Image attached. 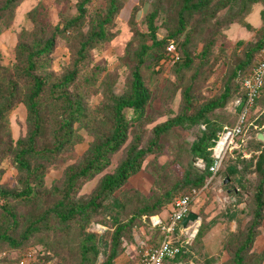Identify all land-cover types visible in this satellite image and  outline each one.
<instances>
[{"label":"trees","instance_id":"obj_1","mask_svg":"<svg viewBox=\"0 0 264 264\" xmlns=\"http://www.w3.org/2000/svg\"><path fill=\"white\" fill-rule=\"evenodd\" d=\"M19 1L0 2V20L5 17L6 26L13 20ZM92 1L78 0L77 13L62 16L55 25L46 19L45 7L37 5L27 13L33 26L19 34L15 62L12 65L0 62V199L5 200L0 215V243L20 248L34 234L45 233L58 240L55 245L49 246L52 251L46 255L45 260L58 257L64 263L69 260L66 255L68 253L70 258L77 257V264H115L116 259L124 252V242L133 240L134 229L148 222L158 230L159 240L153 247L158 246L165 237L162 225L168 222L165 219L170 204L178 196L190 194L193 189L204 191L210 183L208 178L216 177L223 169L221 167L215 175L210 172L209 167L213 162L210 148L216 142L217 133L225 125L234 126L237 123L239 106L236 107V119L233 123H217L218 116L215 112L225 108L237 94L236 99L244 98L243 79L251 73L257 64L258 54L264 48V27L257 32L256 41L243 44L244 56L224 83L220 95L211 101H201L198 84L212 75L209 68L205 71L212 42L209 41L199 55H194L189 30L197 16L212 9L214 0H153L151 9L146 14L148 31L141 35L140 46L135 52L137 64L130 87L120 95L108 93L109 102L102 108L92 110L86 105L83 95H77L69 88L81 72L84 73L86 86L94 83L93 75L96 71H87L91 77L85 73L90 52L115 38L112 24L122 9L120 0H107L106 7L90 11ZM260 1L222 0L220 5L226 7L237 4L242 11H248ZM138 9L139 7L135 9L134 14ZM161 12L165 14L163 25L167 30L162 38L158 36L157 25ZM59 39L64 40L71 52L72 67L58 82L52 83L45 70L51 64ZM170 44L176 45L179 55V59L173 64L178 63L180 68L188 70L193 68L194 74L182 91L180 113L156 126L154 138L148 146L141 147V133L133 129V123L143 118L150 98L143 66L149 58L153 61L151 63L157 65L161 60H171L168 51ZM111 83L112 81L108 83V88ZM20 103L28 110V133L15 141L8 115ZM263 108L264 86L246 123L255 121L261 127L264 124V117L260 115ZM130 111L133 112L131 117L128 116ZM197 124H204L206 130L191 144L188 153L192 158L186 165L180 153L183 147H179L173 164L184 165L185 171L181 178L177 177L170 163L160 164L157 160L158 152L165 148L162 138L173 128ZM77 125L90 133L94 140L81 161L66 168L64 183L48 187L45 176L50 163L65 153L73 152L75 146L83 141ZM252 129L249 134L254 130ZM132 130L135 137L126 157L113 173L102 177L89 198L81 197L79 194L83 186L103 172L110 163L111 155L125 145ZM256 132L250 134L241 150H235L238 153H242V150L251 153L249 159H241L239 174L236 168L228 170L229 174L238 179V188L232 192L235 195L233 206L246 201L242 212L250 207L252 219L245 229H238L227 240L225 247L231 258L226 264L264 262V251L257 253L253 250L264 220V141L258 138ZM151 155L154 158L145 164L147 157ZM7 159L18 170V185L12 189L1 183L5 172L2 164ZM198 160H202V167L197 165ZM143 168L155 178L150 195H144L137 188H129L120 199L115 198V193L123 189L129 179ZM250 172L255 173L253 181L248 177L247 173ZM231 181L229 176L224 179L225 184ZM10 200L22 206L24 212L20 213L16 204H9ZM113 208L119 210L113 212ZM103 211L113 215L112 230L102 233L88 230ZM152 216H160L165 222L154 225ZM209 227V224L202 221L192 244L182 247L178 255L167 258L165 263H175L178 259L188 257L193 244H202ZM72 230L77 236L75 250L63 252L60 245L68 240ZM57 234L60 236H56ZM102 251L106 257L99 262L98 256ZM139 261L140 258L137 264Z\"/></svg>","mask_w":264,"mask_h":264},{"label":"rangeland","instance_id":"obj_2","mask_svg":"<svg viewBox=\"0 0 264 264\" xmlns=\"http://www.w3.org/2000/svg\"><path fill=\"white\" fill-rule=\"evenodd\" d=\"M4 0H0L3 2ZM120 0L122 9L112 24V31L116 33L115 38L105 43L102 47L90 52L89 63L86 66L85 73L91 77L87 71H96L94 83L86 86L80 73L76 81L70 86L69 90L77 95H83L86 105L97 110L104 107L109 101L108 93L120 95L125 93L133 80V71L137 60L135 52L138 50L142 37L141 35L148 31L146 24V14L151 9L153 0ZM78 0H20L17 4L13 20L9 26L5 25V17L0 22V62L3 65H12L15 62V49L19 42V34L24 29H31L33 24L28 18L27 13L39 4L45 7L47 12L46 19L52 25L57 24L62 16L66 14L75 15L77 13ZM222 0H214L212 9L204 15L197 16L191 25V48L194 55H199L207 43L212 42L209 56L206 59V70H211L212 75L208 80L199 82V91L201 92V101H211L216 99L223 91L224 83L231 76L234 67L244 56L245 46L251 41L257 40V32L264 27V0L251 6L248 11H242L239 5H228L221 7ZM239 4V3H238ZM107 0H93L89 10L106 7ZM139 9L135 12V9ZM134 14V16H132ZM165 20L164 12L159 14L157 19L158 36L164 37L166 28L163 23ZM243 42V43H242ZM242 43V44H241ZM200 59V58H199ZM71 52L63 39L58 40L52 61L45 74L49 75L52 83L58 82L62 75L71 69ZM152 59H147L143 66L147 87L150 92V98L145 107L143 118L134 122L133 129L141 133V147L148 146L151 139L154 138V128L180 113L183 104L182 91L187 83L192 79L193 68L188 70L180 68V64H173L171 60H161L159 64H153ZM203 76V75H201ZM108 88V83L111 82ZM237 94L221 110H216L217 123H233L236 119L233 101L238 97ZM255 113V111L253 112ZM130 111L128 116L131 117ZM27 107L20 103L8 115L13 139L16 141L28 133ZM264 117V116H263ZM204 124H197L187 127L173 128L162 138L165 148L158 152L157 160L160 164L170 163L177 177H182L185 166L192 158L188 153L191 144L203 134L206 129ZM206 127V126H205ZM254 129V128H253ZM252 129V130H253ZM77 130L83 135V141L75 146L73 152L65 153L53 163H50L48 172L45 176V184L48 187L61 186L65 180L66 168L71 164H77L84 157L91 146L94 137L86 130L77 125ZM254 129L250 131H257ZM264 130V129H263ZM134 132L130 131V136L125 145L110 157L109 165L97 176L88 181L81 189L80 196L89 198L100 184L102 177L113 173L121 161L126 157L129 146L134 140ZM179 147L184 165L173 164ZM187 151V152H186ZM242 153L234 152L227 154L224 159L223 169L219 175L214 178H208V187L203 191L190 206L191 211L197 213L200 218L197 222H191L189 226H198L202 221L210 225L208 233L204 236L202 244L192 246L188 257L178 259L171 264H226L231 258L230 253L225 247L227 240L238 229H245L248 222L252 219L251 208L248 207L242 212L246 201H242L238 206H233L235 195L232 193L238 188V179L235 175L229 174L230 168H236L239 174L241 170ZM251 157V156H250ZM250 157H247L249 159ZM154 158V155L148 156L145 164ZM203 165V163L201 164ZM145 166V165H144ZM5 169L1 179L2 185L12 189L18 185V170L14 163L7 159L3 162ZM202 167V166H201ZM252 179L255 173H247ZM229 176L232 181L229 184L224 183V179ZM155 178L144 168L135 176L131 177L123 189L115 193V198L120 199L125 190L137 188L144 195H150L154 188ZM223 197L227 200L220 201ZM4 199H0V215ZM9 204L15 202L10 200ZM20 213L24 208L16 204ZM113 212L118 208H113ZM167 213H165L166 215ZM110 212L103 211L90 224L88 230L102 233L106 230H112L114 221ZM145 219V217H143ZM188 226V227H189ZM21 232V227L19 233ZM56 236H60L57 234ZM109 238V237H107ZM194 239V238H193ZM159 240L158 230L148 222L145 225L134 229V238L132 241L124 242V252L116 259L115 264H137L141 252L155 245ZM55 236H49L45 233H38L31 236L23 247L16 248L7 243H0V264H77V257L70 258L66 253L67 262L61 263L58 257L45 260L48 253L51 254L50 245L57 242ZM50 243V244H49ZM77 243L76 232L72 230L67 241L61 243L63 252L75 250ZM253 250L257 253L264 251V220L260 227V233L257 236ZM106 254L102 251L98 256V261L105 259ZM19 261V263H18ZM169 264V263H166ZM264 264V262L262 263Z\"/></svg>","mask_w":264,"mask_h":264},{"label":"built area","instance_id":"obj_3","mask_svg":"<svg viewBox=\"0 0 264 264\" xmlns=\"http://www.w3.org/2000/svg\"><path fill=\"white\" fill-rule=\"evenodd\" d=\"M168 51L171 54V61L175 62L179 59L175 44L168 46ZM243 86L245 88L244 98H238L233 101L234 107L239 106L238 121L234 126L225 125L218 133L215 144L210 148L213 162L209 167L210 172L215 175L223 167L224 159L227 154H233L235 150H241L250 138L249 130L251 128L258 129L257 132L264 134V124L259 127L255 121L248 123L251 110L255 106V102L260 95L264 86V48L258 54L257 64L252 69L251 73L244 77ZM243 104L242 108L241 105ZM264 116V108L260 112ZM256 132V133H257ZM242 158L251 156V153L242 150ZM202 160L197 161L198 166ZM203 189H193L188 195L178 196L173 203L168 207L167 223L162 225V231L165 234L164 239L158 246L144 249L140 254L139 264H166L167 258H173L181 252V248L192 244V236L197 233L198 226L183 227L182 220L190 212L191 201L193 202L200 197ZM227 200L226 197L220 201ZM151 220L154 225H161L163 219L160 216H152ZM165 222V221H164ZM197 222V221H196ZM194 223V222H193ZM195 224V223H194ZM21 261L20 264H24Z\"/></svg>","mask_w":264,"mask_h":264},{"label":"water","instance_id":"obj_4","mask_svg":"<svg viewBox=\"0 0 264 264\" xmlns=\"http://www.w3.org/2000/svg\"><path fill=\"white\" fill-rule=\"evenodd\" d=\"M242 106H243V104L241 105V108H242ZM258 138H259L260 140H263V141H264V134H263V133H259V134H258ZM225 183H226V182H225ZM199 218H200V216H199L197 213H195V212H193V211H190V212L188 213V215L185 216L184 219L182 220V226L186 228V227L189 226V224H190L191 222H196V221H198ZM194 236H195V234L192 236V239L194 238Z\"/></svg>","mask_w":264,"mask_h":264},{"label":"crops","instance_id":"obj_5","mask_svg":"<svg viewBox=\"0 0 264 264\" xmlns=\"http://www.w3.org/2000/svg\"><path fill=\"white\" fill-rule=\"evenodd\" d=\"M259 133H261L260 131L259 132H257V134H259Z\"/></svg>","mask_w":264,"mask_h":264}]
</instances>
